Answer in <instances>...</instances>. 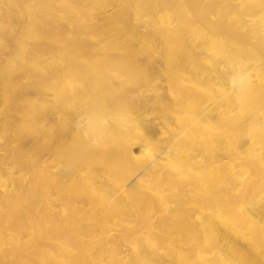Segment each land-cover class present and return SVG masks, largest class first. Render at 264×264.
Instances as JSON below:
<instances>
[{
    "label": "bare ground",
    "instance_id": "1",
    "mask_svg": "<svg viewBox=\"0 0 264 264\" xmlns=\"http://www.w3.org/2000/svg\"><path fill=\"white\" fill-rule=\"evenodd\" d=\"M235 1L0 0V264H264V229L220 217L246 203L201 201L217 194L200 184L204 152L230 134H202L217 107L200 109L197 94L225 65L196 44L133 39L170 40L173 23L233 35L229 20L264 12V0ZM244 68L233 59L223 79L237 98ZM228 118L242 123L240 164L261 145L257 123Z\"/></svg>",
    "mask_w": 264,
    "mask_h": 264
},
{
    "label": "rangeland",
    "instance_id": "2",
    "mask_svg": "<svg viewBox=\"0 0 264 264\" xmlns=\"http://www.w3.org/2000/svg\"><path fill=\"white\" fill-rule=\"evenodd\" d=\"M249 0H236L243 4ZM229 24L234 26L233 35L218 34L209 36L206 32L196 29H189V25L183 23H173V29L168 35L172 39H162L155 35L151 30H139L133 33V39L143 43H154L158 45L163 52L169 46L184 45L189 49L192 45H197L201 52V61L207 58L219 60L225 66L218 71H209L207 79L201 82L197 101L200 103V109L208 104H215L217 107L216 118L212 122L202 124L201 132L206 137L213 131L223 129L224 138L222 141L229 139L223 148H207L204 152L205 160L200 165L199 180L202 187L211 185L214 189L217 187V194L211 198H202L210 208H216L217 204L222 209L223 206L232 200L243 201L246 203L241 207V211H233L229 206L228 209H222L220 216L225 226L236 229L241 226V219H245L247 226L254 229H264V64H260V47L259 40H264V12L255 15L245 16L240 21L229 20ZM146 27L157 25L158 27L167 26V22H147ZM140 26V25H137ZM176 26V27H174ZM167 34V33H166ZM180 38H177V36ZM246 37V38H245ZM236 38H245L241 46L232 47ZM169 40V41H168ZM221 46L222 52H217L214 47ZM261 53V52H260ZM233 59H239L250 68H244V73L240 74L241 79H245L244 92L245 96L237 98L234 94L229 93L226 85L229 84L231 74L228 67L232 64ZM220 75L225 76L221 78ZM226 81V83L223 81ZM185 88H173L170 93L180 94ZM149 91H152L151 89ZM145 94V93H144ZM233 113H241L243 119L249 118L256 121L257 128L254 136L257 142L261 143L253 154H249L245 162L238 164L232 162L234 152H237L235 145L239 144L244 138L243 134L233 135L231 129L241 127L242 123L229 124L228 116ZM245 129V127H244ZM246 174L251 180L244 185L241 184V175ZM216 190V189H215ZM231 203V202H230ZM231 205V204H230Z\"/></svg>",
    "mask_w": 264,
    "mask_h": 264
}]
</instances>
